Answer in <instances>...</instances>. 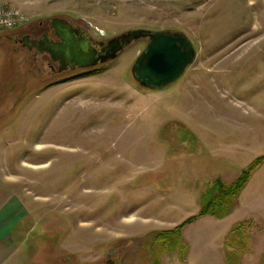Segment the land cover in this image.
<instances>
[{
  "label": "rangeland",
  "instance_id": "rangeland-1",
  "mask_svg": "<svg viewBox=\"0 0 264 264\" xmlns=\"http://www.w3.org/2000/svg\"><path fill=\"white\" fill-rule=\"evenodd\" d=\"M18 1L96 42L185 34L196 55L149 90L131 69L147 38L59 72L19 42L33 24L0 31V264H264V162L226 218L186 226L175 252L161 236L264 155V0Z\"/></svg>",
  "mask_w": 264,
  "mask_h": 264
},
{
  "label": "water",
  "instance_id": "water-1",
  "mask_svg": "<svg viewBox=\"0 0 264 264\" xmlns=\"http://www.w3.org/2000/svg\"><path fill=\"white\" fill-rule=\"evenodd\" d=\"M50 25L58 41H38L27 38L23 45L36 48V55L46 53L52 62H57L58 71L95 66L114 60L127 44L139 38H147L145 49L137 56L132 66L135 81L147 89L161 91L177 81L195 58L194 49L185 34L178 32H150L136 29L113 37L106 42H96L85 30H77L66 19L53 17ZM29 39V40H28ZM42 39H45L42 38ZM105 45L100 52L95 46Z\"/></svg>",
  "mask_w": 264,
  "mask_h": 264
},
{
  "label": "trees",
  "instance_id": "trees-1",
  "mask_svg": "<svg viewBox=\"0 0 264 264\" xmlns=\"http://www.w3.org/2000/svg\"><path fill=\"white\" fill-rule=\"evenodd\" d=\"M264 162V155L258 156L254 161L247 164L245 169L243 170L242 174L236 178L234 182H232L231 185L225 186L220 183L219 180L214 181V185L217 187V193L215 195H210L211 191L209 193L202 194L203 200L201 204V209L197 214L191 215V217L186 218L184 221H182L178 226L174 227L173 229H168V231H164L161 233V236H164L163 238H166L169 244V249L167 252H175L179 250L178 245L182 242V233L183 229L191 225V223L198 220V218H201L205 215L215 216L216 218H224L229 213V211L232 208V200L237 198V194L239 191L247 184V181L249 177L252 175V173L259 167L260 164ZM230 202V203H229ZM239 227V223L234 225L232 227L231 234L227 235L225 241H227L228 238H231L233 235V232H237ZM239 233V232H238ZM240 234V233H239ZM162 238V237H161ZM178 245L176 246V244ZM183 243V242H182ZM179 260L183 261L188 256V246L187 244L184 245V249L182 251H179ZM229 263L232 264V261L229 260Z\"/></svg>",
  "mask_w": 264,
  "mask_h": 264
},
{
  "label": "crops",
  "instance_id": "crops-1",
  "mask_svg": "<svg viewBox=\"0 0 264 264\" xmlns=\"http://www.w3.org/2000/svg\"><path fill=\"white\" fill-rule=\"evenodd\" d=\"M0 2L2 4H14L16 6H18L21 10V12L23 13V15H26L27 16V20H30L28 25H25L26 23H21L19 24L18 28L22 27V26H29L31 24H34V23H37V22H41L42 19L40 18L42 15L44 14H49L51 15L52 13H49L48 10H47V5H49V1H41V2H29V3H24V2H19L18 0H0ZM53 15V14H52ZM57 17V16H56ZM53 19V18H52ZM13 30V29H11ZM22 30V29H21ZM20 30V31H21ZM9 31V30H7ZM21 34V32H20ZM13 35V34H11ZM15 35V36H14ZM12 37H10V39H14V38H17L18 37V34H14ZM5 36V35H4ZM0 38L2 39V36L0 35ZM242 158V157H240ZM243 167H245L246 165L242 164ZM242 168V167H241ZM194 215V214H193ZM205 216H210V215H205ZM228 215H226L227 217ZM191 217V216H190ZM213 217V216H211ZM215 217V216H214ZM224 217V218H226ZM202 218V217H201ZM216 218V217H215ZM220 219V218H219ZM223 219V218H222ZM199 220V218H198ZM196 222V221H195ZM237 223L233 224L232 227L234 225H236ZM232 227L230 228L231 230L229 231V233L232 231ZM184 230V229H183ZM228 235V234H227ZM226 235V236H227ZM190 250V249H189ZM188 255H189V251H188ZM188 258V256H187ZM187 259L183 262H186ZM221 262V263H220ZM216 264H223V258L219 259V261L216 263Z\"/></svg>",
  "mask_w": 264,
  "mask_h": 264
},
{
  "label": "flooded vegetation",
  "instance_id": "flooded-vegetation-1",
  "mask_svg": "<svg viewBox=\"0 0 264 264\" xmlns=\"http://www.w3.org/2000/svg\"><path fill=\"white\" fill-rule=\"evenodd\" d=\"M62 19H64V18H62ZM66 19V18H65ZM71 25H73V28H75V29H78L77 30V36H80V37H82L81 35V32L79 31L80 29H83V28H81L79 25H75V24H73L72 22H70L68 19H66ZM50 21L51 20H49V21H46V22H44V21H41V22H37V23H34L33 25H32V28H31V31L30 32H26V33H24V34H22L21 35V37L19 38V42H21V44L23 45V42H25V40L27 39V38H29V39H36V40H38V41H41V40H44V42L48 39L49 41H52V42H54V41H58V38L57 37H55L54 36V31H53V29H52V27H51V25H50ZM84 30V29H83ZM86 32V31H85ZM24 37H27V38H24ZM45 37V39H42V38H44ZM28 39V40H29ZM24 46V45H23ZM103 46H105L104 44L103 45H101V46H95L96 47V49L98 50V52H100V50H101V48L103 47ZM25 47V46H24ZM31 50H34V53L36 54V48L35 47H33V48H31ZM30 50V51H31ZM44 54H46V53H44ZM47 55V54H46ZM54 63V62H53ZM56 63V65H57V68H58V64H57V62H55ZM54 63V64H55ZM99 64V63H98ZM51 67V69H53L52 68V66H50ZM75 69V68H74Z\"/></svg>",
  "mask_w": 264,
  "mask_h": 264
},
{
  "label": "built area",
  "instance_id": "built-area-1",
  "mask_svg": "<svg viewBox=\"0 0 264 264\" xmlns=\"http://www.w3.org/2000/svg\"><path fill=\"white\" fill-rule=\"evenodd\" d=\"M23 19L24 16L19 9L0 2V31L15 28Z\"/></svg>",
  "mask_w": 264,
  "mask_h": 264
}]
</instances>
